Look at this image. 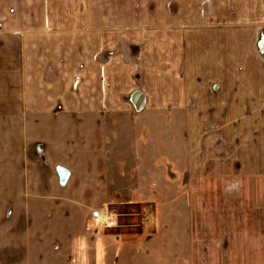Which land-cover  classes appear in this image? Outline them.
Masks as SVG:
<instances>
[{
    "label": "rangeland",
    "instance_id": "obj_1",
    "mask_svg": "<svg viewBox=\"0 0 264 264\" xmlns=\"http://www.w3.org/2000/svg\"><path fill=\"white\" fill-rule=\"evenodd\" d=\"M20 1L24 21L29 1ZM219 1L86 0L97 31L52 37L10 36L19 23L0 20V264H264V115L252 116L249 101L228 102L238 109L244 103L247 115L190 117L185 128L188 118L173 114L170 101L156 99L170 97L171 86L183 78L181 47L188 32L215 26L201 20L204 14L221 6L223 12L250 11L233 0ZM29 7L33 13L40 6ZM3 8L11 14L12 5ZM119 27L147 32L137 38L145 49L142 58L139 49L131 58L113 51L102 57L104 67L110 65L105 82L122 100L131 99L126 116H95L89 110L81 116L63 100L38 102L46 94L40 84L43 58L31 73V43L37 56L53 42L66 64L77 62L64 77L72 80L66 88L75 96L82 79L79 63L84 74L99 77L96 66L86 62L87 36ZM67 89L61 88L63 96ZM218 89L214 85L209 92L218 96ZM139 93L152 101L137 107ZM93 103L88 101L87 109ZM215 104L195 102L193 108L201 114ZM157 107L162 110H150ZM120 142L126 148L113 155L109 146ZM56 166L69 173L63 184ZM178 204L195 217L193 229L181 230L195 237L190 262L175 260ZM199 204L206 205L205 216L194 213ZM102 207L107 211L93 227L89 213Z\"/></svg>",
    "mask_w": 264,
    "mask_h": 264
},
{
    "label": "crops",
    "instance_id": "obj_2",
    "mask_svg": "<svg viewBox=\"0 0 264 264\" xmlns=\"http://www.w3.org/2000/svg\"><path fill=\"white\" fill-rule=\"evenodd\" d=\"M29 6L38 5L40 6L38 12H29L31 8L28 6V15L23 17L24 21H20V0H0V20L7 21L11 19L19 24L15 25V28H11L10 36H24V33H30L33 36L39 37H52L55 34L70 33V32H87L97 31V27L92 26L90 14L86 0H28ZM223 0L219 1L222 5ZM228 3V2H227ZM231 4H242L248 5L250 11H244V13L238 12H223L224 9L221 6L217 12L209 11L204 14L201 18L203 22H214L215 26L203 28L201 30H190L187 35V41L185 45H182L181 49L185 52L182 58L183 78L179 84L171 86V96L164 98L157 95L159 101H170L173 114L176 116H183L188 118V121L184 119L183 126L187 127V122H190V117L197 116H209V117H226V116H245L249 111V108L244 107V103L240 104L239 109L235 106H231L235 101L251 102V115L261 116L264 115V109H260L259 105L264 103V46L261 44V37L264 38V0H233ZM210 4H212L210 2ZM12 5L11 14L4 11V6ZM42 6V7H41ZM227 11V8H225ZM223 10V11H222ZM192 14V13H191ZM189 13V16H191ZM3 17V18H2ZM235 21L237 23L228 24L229 21ZM248 21L252 23L239 24L238 21ZM218 21H222L223 25H216ZM25 22V23H24ZM100 29H98L99 31ZM110 30V31H109ZM107 32L89 33L87 36V47L85 52L88 53L86 57L89 58L86 61L88 66L99 70L97 76H89L84 74L83 65L78 64L82 70L80 73V89H76L75 96L71 95V91L67 89L70 83H67L65 76L67 74L68 67L74 70L75 64L62 60L61 53L63 50L55 52L57 46L50 42L43 46V55H36L34 43L29 46V63H32V69L36 65V61L43 58V65L41 67V77L44 91L46 92L43 99L40 98L38 102L48 103L52 105V100L55 102L65 101L71 106V110L76 115L85 113V110L93 112L95 116L102 114L109 116H126V112L129 111V107L132 104L130 97L122 98L118 97L117 91L108 86L105 82V74L109 75L110 65H105L102 61L104 54H109L111 51L119 52L123 54V58L128 55L130 58L134 49H139L137 55L142 58L145 53V49L137 41V38L147 35V32L142 34L132 32L129 28L119 27L109 29ZM15 32V33H13ZM91 35V36H90ZM55 46V47H54ZM54 47V48H53ZM35 50V51H33ZM3 51L2 49L0 50ZM12 56V70L15 68L16 60V45L10 46ZM33 52V53H32ZM102 54V55H101ZM113 56H111L108 60ZM108 61V62H109ZM126 61V60H125ZM80 62V61H79ZM84 62V61H83ZM82 62V63H83ZM77 65V62H76ZM87 65V64H86ZM124 66H126L124 64ZM108 67V70H106ZM91 68V69H92ZM31 69V73L36 74L34 69ZM76 69V68H75ZM106 70V72H105ZM94 71V69H92ZM76 73V72H75ZM94 75V73H91ZM32 75V74H31ZM29 74L28 76L31 77ZM70 75V74H69ZM73 75V74H71ZM77 75V74H76ZM96 78H98V84L100 86L98 96V88L96 87ZM39 84V85H40ZM95 84V87L94 85ZM2 85V83H1ZM72 85V84H71ZM85 85H93L91 88ZM115 85V82L112 84ZM217 86L218 96H213L209 92L211 86ZM14 89V86L12 85ZM67 89L69 93L64 94L63 91ZM87 91L84 92L83 89ZM94 89H97L95 92ZM89 90H91L89 92ZM95 93L97 95H95ZM145 95V94H144ZM120 96V95H119ZM67 99L68 101L64 100ZM169 99V100H168ZM151 99L147 96H143V103L148 105ZM36 101V100H35ZM88 101L95 102L89 109H87ZM201 101H213L216 102V107L205 109L204 113L199 114L198 109L193 106L195 102ZM218 102V103H217ZM228 102H232L229 105ZM35 104V102H34ZM219 104V105H217ZM133 105V104H132ZM264 105V104H262ZM86 106V107H84ZM163 106V104L161 105ZM161 108V109H159ZM251 108V107H250ZM202 109V108H201ZM151 111L162 110V107L150 109ZM197 110V111H196ZM247 111V112H244ZM87 122V121H81ZM122 122V121H121ZM96 123V122H95ZM112 145V146H111ZM109 147L112 150L113 155L115 151L120 148L125 149L126 146L122 145L121 142L113 146V143ZM62 146H60L61 148ZM71 147V146H70ZM207 152H204L199 159L206 157ZM197 155H194L192 162L195 164L198 160ZM105 164V163H104ZM101 173H97L98 180ZM196 196V194H194ZM185 205H176L174 212L175 228L177 229L175 240L178 251V256L175 258L176 261H187L190 262L194 257V247L196 245L193 235L190 233H182L183 229H193L196 225L190 208H185ZM206 205L199 204L198 211L194 213H200L203 216L206 215ZM98 209V211L103 210ZM95 217L92 216V211L89 213L87 222L95 227L92 223ZM205 219V218H204ZM96 230V228H95ZM187 237V238H186ZM200 238H203L201 236ZM202 240V239H201ZM204 244L203 242H199ZM187 246V247H186Z\"/></svg>",
    "mask_w": 264,
    "mask_h": 264
},
{
    "label": "water",
    "instance_id": "obj_3",
    "mask_svg": "<svg viewBox=\"0 0 264 264\" xmlns=\"http://www.w3.org/2000/svg\"><path fill=\"white\" fill-rule=\"evenodd\" d=\"M135 104L137 107H141V105L143 104V95L142 94L139 93L136 95ZM56 173H57L59 182L61 184H63L68 177V174H69L68 171L65 168H63L62 166H56Z\"/></svg>",
    "mask_w": 264,
    "mask_h": 264
},
{
    "label": "built area",
    "instance_id": "obj_4",
    "mask_svg": "<svg viewBox=\"0 0 264 264\" xmlns=\"http://www.w3.org/2000/svg\"><path fill=\"white\" fill-rule=\"evenodd\" d=\"M106 211H107L106 208H104V209L101 210V211L96 210L95 212H93V216H94L95 218H99V217H100L104 212H106ZM107 222H108V224L112 223V219H111V218H107Z\"/></svg>",
    "mask_w": 264,
    "mask_h": 264
},
{
    "label": "bare ground",
    "instance_id": "obj_5",
    "mask_svg": "<svg viewBox=\"0 0 264 264\" xmlns=\"http://www.w3.org/2000/svg\"><path fill=\"white\" fill-rule=\"evenodd\" d=\"M96 210L92 211V216H93V212H95ZM94 217V216H93Z\"/></svg>",
    "mask_w": 264,
    "mask_h": 264
}]
</instances>
